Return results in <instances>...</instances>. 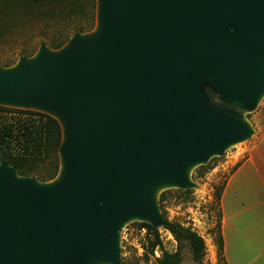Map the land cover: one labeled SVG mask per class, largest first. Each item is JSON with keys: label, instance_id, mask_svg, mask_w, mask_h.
<instances>
[{"label": "water", "instance_id": "1", "mask_svg": "<svg viewBox=\"0 0 264 264\" xmlns=\"http://www.w3.org/2000/svg\"><path fill=\"white\" fill-rule=\"evenodd\" d=\"M96 20L92 35L0 69V106L38 103L71 121L59 182L0 164V264H120L124 222L164 223L155 190L193 188L186 165L251 136L204 88L255 110L264 0H97Z\"/></svg>", "mask_w": 264, "mask_h": 264}, {"label": "rangeland", "instance_id": "2", "mask_svg": "<svg viewBox=\"0 0 264 264\" xmlns=\"http://www.w3.org/2000/svg\"><path fill=\"white\" fill-rule=\"evenodd\" d=\"M10 1L0 0V11H3L6 16L11 14ZM31 25L35 28L36 38L27 45ZM41 26V24L33 21L24 24L25 30L20 36L13 33L9 37L0 39V69L9 68L4 67L9 63L15 62L12 66L16 65L23 58L22 56L19 57L20 53L25 48L31 49L37 44ZM97 28L96 20L95 30L86 34V36L92 35ZM0 107L30 110L9 106ZM227 110L248 122L252 131L251 136L242 142L227 147L223 154L213 155L208 158L206 163L198 165L189 175L190 181L194 184L193 188L162 187V189L155 190L157 195L155 197L156 206L164 223L157 227L150 225L153 229H149L142 227L141 224L146 223L141 221L128 220L124 222L119 231L120 264L175 263L174 258L168 259L166 256L177 257L176 264H224L225 260L224 262L220 260L216 245L221 222L219 197L222 196L227 181L240 164L246 146L256 142L257 138L262 135L264 95L260 98L254 111H247L237 104H231ZM59 178L60 180L62 178L61 171L58 177L51 182L57 183ZM167 222L179 224L183 228L197 233L203 239L204 257L200 262L194 261L193 252L188 241H180L174 233L165 228ZM155 230H157L158 236ZM98 264L113 263L103 262Z\"/></svg>", "mask_w": 264, "mask_h": 264}, {"label": "trees", "instance_id": "3", "mask_svg": "<svg viewBox=\"0 0 264 264\" xmlns=\"http://www.w3.org/2000/svg\"><path fill=\"white\" fill-rule=\"evenodd\" d=\"M11 14L0 11V39L13 33L21 35L24 24L36 21L41 24L39 40L31 49L25 48L19 57H33L41 46L60 50L74 35L88 34L96 26L97 0H11ZM1 8V6H0ZM31 25L27 45L34 38ZM15 62L4 65L10 67ZM204 92L213 105L227 109L230 103L221 99L215 91L206 86ZM63 131L60 122L51 115L31 111L0 107V164L5 162L17 170L21 177H36L47 183L56 179L60 171V147ZM221 202V197H219ZM142 227L153 229L148 224ZM165 228L174 233L180 241L190 243L193 259L200 262L204 257V241L195 232L179 224L166 223ZM156 235L158 236V232ZM218 256L224 262L221 222L216 238ZM168 259L177 257L166 256ZM224 264H227L224 262Z\"/></svg>", "mask_w": 264, "mask_h": 264}, {"label": "crops", "instance_id": "4", "mask_svg": "<svg viewBox=\"0 0 264 264\" xmlns=\"http://www.w3.org/2000/svg\"><path fill=\"white\" fill-rule=\"evenodd\" d=\"M245 150L221 196L223 257L227 264H264V126Z\"/></svg>", "mask_w": 264, "mask_h": 264}, {"label": "bare ground", "instance_id": "5", "mask_svg": "<svg viewBox=\"0 0 264 264\" xmlns=\"http://www.w3.org/2000/svg\"><path fill=\"white\" fill-rule=\"evenodd\" d=\"M209 79L211 81L214 82L213 78L209 76ZM1 105L4 106H9V107H15V108H21V109H32V110H38V111H42V112H46L52 116H54L55 118H57L61 125H62V130H63V140L64 143H66L68 141L69 138V129H70V124L71 121L69 119V117L61 114L60 112L48 107V106H44L42 104H38V103H25V102H21V103H13V102H8V101H2ZM247 122V121H246ZM248 123V122H247ZM200 163H194V164H188L184 167V173L189 176L191 174V172L199 165ZM61 169H65V162H64V158L62 157L61 159ZM176 188V187H173ZM162 189V188H161ZM157 191V190H156ZM156 191H155V195L154 197H156ZM138 217V216H137ZM135 218L136 221H139L140 219ZM140 218V217H139ZM128 221V220H127Z\"/></svg>", "mask_w": 264, "mask_h": 264}, {"label": "built area", "instance_id": "6", "mask_svg": "<svg viewBox=\"0 0 264 264\" xmlns=\"http://www.w3.org/2000/svg\"><path fill=\"white\" fill-rule=\"evenodd\" d=\"M126 237H127V235H126Z\"/></svg>", "mask_w": 264, "mask_h": 264}]
</instances>
